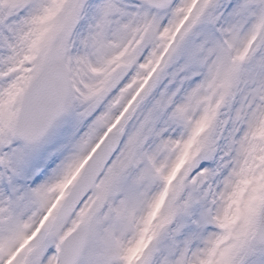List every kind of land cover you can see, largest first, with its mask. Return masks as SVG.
<instances>
[{"label": "snow or ice", "instance_id": "obj_1", "mask_svg": "<svg viewBox=\"0 0 264 264\" xmlns=\"http://www.w3.org/2000/svg\"><path fill=\"white\" fill-rule=\"evenodd\" d=\"M0 264H264V0H0Z\"/></svg>", "mask_w": 264, "mask_h": 264}]
</instances>
